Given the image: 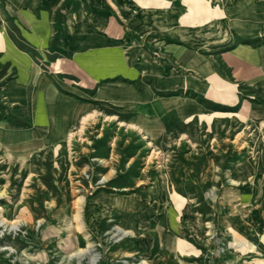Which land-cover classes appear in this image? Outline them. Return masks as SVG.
Returning a JSON list of instances; mask_svg holds the SVG:
<instances>
[{
	"label": "rangeland",
	"instance_id": "obj_1",
	"mask_svg": "<svg viewBox=\"0 0 264 264\" xmlns=\"http://www.w3.org/2000/svg\"><path fill=\"white\" fill-rule=\"evenodd\" d=\"M54 1L58 26L101 5ZM18 42L47 70L49 57ZM182 95L202 108L180 134L94 102L70 137L0 150V264H264V116ZM0 119L28 125L1 98Z\"/></svg>",
	"mask_w": 264,
	"mask_h": 264
},
{
	"label": "crops",
	"instance_id": "obj_2",
	"mask_svg": "<svg viewBox=\"0 0 264 264\" xmlns=\"http://www.w3.org/2000/svg\"><path fill=\"white\" fill-rule=\"evenodd\" d=\"M55 3L0 1V64L11 73L0 98L28 124L0 119L1 151L64 140L94 102L135 113L151 134H180L201 111L184 91L264 116V43L242 41L264 36V0H100L60 26ZM19 40L50 58L47 70Z\"/></svg>",
	"mask_w": 264,
	"mask_h": 264
},
{
	"label": "bare ground",
	"instance_id": "obj_3",
	"mask_svg": "<svg viewBox=\"0 0 264 264\" xmlns=\"http://www.w3.org/2000/svg\"><path fill=\"white\" fill-rule=\"evenodd\" d=\"M84 118V117H83ZM71 136V133L68 135V137H70Z\"/></svg>",
	"mask_w": 264,
	"mask_h": 264
}]
</instances>
